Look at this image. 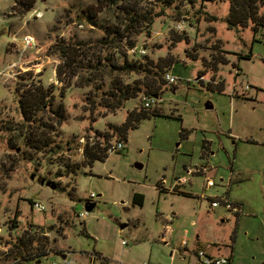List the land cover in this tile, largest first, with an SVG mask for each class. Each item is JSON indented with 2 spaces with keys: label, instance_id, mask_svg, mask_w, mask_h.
Returning a JSON list of instances; mask_svg holds the SVG:
<instances>
[{
  "label": "rangeland",
  "instance_id": "1",
  "mask_svg": "<svg viewBox=\"0 0 264 264\" xmlns=\"http://www.w3.org/2000/svg\"><path fill=\"white\" fill-rule=\"evenodd\" d=\"M103 2L36 0L19 13L0 0V253L12 250L0 264L26 254L29 264H200L196 252L211 241L223 256L233 245L232 264H264V21L230 29L229 0H177L118 40L105 28L129 21ZM255 9L264 17V2ZM127 40L145 54L130 56ZM38 86L52 97L31 126L18 96ZM118 86L139 91L117 103ZM154 89L157 102L143 109L139 95ZM140 114L148 117L132 121ZM115 141L120 151L88 163L86 145ZM135 192L142 206L132 204ZM90 193L94 208L80 218ZM214 196L240 206L239 219L212 209ZM29 224L46 239L33 235L22 250L16 232ZM44 241L50 253L37 263Z\"/></svg>",
  "mask_w": 264,
  "mask_h": 264
},
{
  "label": "trees",
  "instance_id": "2",
  "mask_svg": "<svg viewBox=\"0 0 264 264\" xmlns=\"http://www.w3.org/2000/svg\"><path fill=\"white\" fill-rule=\"evenodd\" d=\"M13 1H14V5L12 9H14L15 11H18L19 13H24L28 10V8L32 6V4L36 0H13ZM136 1H140V0H104L103 5L105 4V5H110L114 7L118 6L120 8L121 14L125 15V20L129 21V25H125L120 28L114 27L110 29L106 27L105 29H106L107 36H110V37L117 36L118 40L126 39V35L124 33L129 32L131 30H135L134 27L136 26V24H138L139 26L141 23H145V22L147 24L151 23L153 21V18L159 17L160 15H162L164 10L170 8L171 5H173L177 0H149L150 2H153L154 5L159 6V9L155 13H151V11L148 10L147 7L144 8V10L138 9ZM229 1H230L229 12L225 20L230 29L236 28V27H244L246 26L248 21H252L254 24L256 22L258 23L259 20L262 22L264 21V17L261 18L257 16L256 9H255L256 2L257 1L264 2V0H229ZM89 11L90 9L87 8V12ZM95 13L96 12L94 11L93 14ZM258 24H261V23H258ZM127 45L129 46V48L134 47V43L130 40H127ZM70 55L73 56L74 54L70 53ZM66 57H69V56H66ZM72 62H75V60H72ZM125 65L130 70H133L136 67H144V68L146 67V66H143V64L141 65V64H136V63H130V64H125ZM60 69L61 67H58L56 69V75H57L58 80H60V77H61ZM114 89H115L114 90L115 92L113 94L110 93V95L118 98L117 103H119L121 99L126 100L130 97H133L139 91L138 88H132L128 90L127 88L123 89L119 86L114 87ZM116 92L118 93V95L116 94ZM147 93L148 95H152L156 93V89H154L153 91L152 90L147 91ZM51 97H52V94L49 93L47 89H43L40 86L34 88L33 90H29V89L23 90L19 94L18 105H19L20 113L22 117L24 118V120L26 121L27 125L34 126L36 122L35 120L36 114H38L39 111L43 110V107L46 104V99H49ZM52 113L54 116H56V123L60 124L64 119L62 111L54 110L52 111ZM146 117L148 116L144 114H140L136 116L134 120L132 121L139 123L140 120ZM179 135L180 137H183L185 135L184 129L180 130ZM83 152L89 164H92L94 161H102L108 155L106 153V145H104V147H101V146H98V144H96L95 146H91V147H88L86 145L83 148ZM132 204L137 205V206H142L143 205V195L135 192L132 195ZM15 216L10 225L12 228L16 224ZM37 232L38 231H34L33 234H30L24 231V233H22L21 236L18 237L17 240L19 241L16 244L20 245V249L25 250L28 247H30V245L33 243L31 236L40 235L41 237H43V239H46V236L43 235L44 231L41 232L40 234H38L39 232L38 233ZM233 239H235L234 234L232 236V242L234 241ZM45 243L46 241L41 242V245H42L41 249L35 253V259L37 262H39L38 260L40 257L45 256L48 253H50L49 249H47L46 247H43ZM11 251H12L11 249H7L5 252L0 253V259L1 257H3L5 261L7 262V260H9L11 256V253H10ZM31 260L33 261V258H30V257L28 258V254H26V256H21L20 262L16 264H22L23 261H31Z\"/></svg>",
  "mask_w": 264,
  "mask_h": 264
},
{
  "label": "built area",
  "instance_id": "3",
  "mask_svg": "<svg viewBox=\"0 0 264 264\" xmlns=\"http://www.w3.org/2000/svg\"><path fill=\"white\" fill-rule=\"evenodd\" d=\"M32 44H33V38L31 36L25 35L22 37V45L23 46L31 47ZM127 53L130 56L134 57L136 55L143 56V54H145V51L142 48L137 49L134 46L132 48H128ZM164 79L168 84H174L176 82V77L173 76L172 74H169V73L164 75ZM138 99H139L140 105L143 109H150L155 105V102H157V97L153 96V95L140 94ZM79 141H80V143H83V146H84V138H81ZM122 148H123L122 142L115 141L111 145H108L106 147V153L109 155V154L115 153L117 151H120ZM187 173H189V171H187ZM177 181H178V183H182V182H184V179H181V180L178 179ZM174 185L171 186V188H173ZM213 185H214V182L211 179L206 180V186L210 187ZM93 197H94L93 193H90L89 199L87 201L90 202V199H92ZM210 207L212 209L216 208V207H223L225 210L231 211L234 214H238L241 211L240 206H238L236 203L230 201L225 196L210 198ZM31 209L39 211V212L45 211V207L43 204L38 203V202H34V201L31 202ZM85 215H86V212H82L78 215V217L83 218ZM35 229L36 228H34L31 224H29L27 226H24L22 229L20 228L19 232L18 231L16 232V235H18L20 237L21 234L24 233V231L27 233L33 234L34 231H37ZM43 235H45V232L43 233ZM196 256H197L198 262L200 264H229V257L228 256H221V255L214 256L211 254H207L201 250L196 252ZM30 262L31 261H25L22 264H29ZM61 264H72V263L63 262Z\"/></svg>",
  "mask_w": 264,
  "mask_h": 264
},
{
  "label": "crops",
  "instance_id": "4",
  "mask_svg": "<svg viewBox=\"0 0 264 264\" xmlns=\"http://www.w3.org/2000/svg\"><path fill=\"white\" fill-rule=\"evenodd\" d=\"M262 142V141H261ZM264 142V141H263ZM260 144H262V143H260ZM198 171V170H197ZM200 171V170H199ZM203 171H205V173L207 172L206 171V167H203ZM202 172V171H201ZM207 179H209V178H207ZM230 180H232L231 179V177L228 179V182H230ZM174 182H172V184L170 185V186H172V185H174L173 184ZM206 188L208 187V186H205ZM210 187H213V186H210ZM160 189H163V190H166V192H164V193H167V188L165 189L164 187H161ZM169 192H172V190H168ZM160 192V191H159ZM174 193H178V189L174 192ZM214 197H221V196H214ZM225 197H227V196H225ZM210 198H212V197H207L206 198V200L208 199V201L210 200ZM241 213V211L238 213V214H235V216L239 219V214ZM234 235H235V232H234ZM235 237H236V235H235ZM164 240V239H163ZM197 242H198V244L200 243L198 240H197ZM216 241H211V242H208V243H206V247H205V249H203L201 246H200V250H203L205 253H207V254H211V255H214V254H216V255H221V256H223L221 253H219V251H217L216 249H214V243H215ZM202 248V249H201ZM213 251H215L216 253H214ZM63 255V254H62ZM226 256H228L229 257V264H232V262H233V245L231 246V250L228 252V254L226 255ZM63 258H65V257H63ZM198 259V258H197ZM37 262V261H36ZM38 263V262H37Z\"/></svg>",
  "mask_w": 264,
  "mask_h": 264
},
{
  "label": "water",
  "instance_id": "5",
  "mask_svg": "<svg viewBox=\"0 0 264 264\" xmlns=\"http://www.w3.org/2000/svg\"><path fill=\"white\" fill-rule=\"evenodd\" d=\"M206 108H211V106L209 105L208 107ZM134 166L136 168H141V164H138V163H135ZM40 184L43 185L44 184V180H41L40 181ZM49 188L51 189H54L55 188V185L53 182H46L45 183ZM94 208V203H91L89 201H86L85 204H84V210L85 212H90L92 209ZM122 228V227H121ZM65 257V255H62V258Z\"/></svg>",
  "mask_w": 264,
  "mask_h": 264
}]
</instances>
